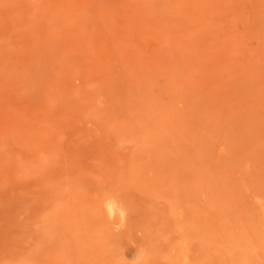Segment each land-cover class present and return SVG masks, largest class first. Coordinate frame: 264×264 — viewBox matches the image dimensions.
I'll list each match as a JSON object with an SVG mask.
<instances>
[{
  "label": "rangeland",
  "instance_id": "374dc122",
  "mask_svg": "<svg viewBox=\"0 0 264 264\" xmlns=\"http://www.w3.org/2000/svg\"><path fill=\"white\" fill-rule=\"evenodd\" d=\"M138 252L264 264V0H0V264Z\"/></svg>",
  "mask_w": 264,
  "mask_h": 264
},
{
  "label": "clouds",
  "instance_id": "9594fccd",
  "mask_svg": "<svg viewBox=\"0 0 264 264\" xmlns=\"http://www.w3.org/2000/svg\"><path fill=\"white\" fill-rule=\"evenodd\" d=\"M104 206L107 210V214L110 219L116 216L117 214L119 215L121 223L115 226L116 229L119 231L120 228L123 226V220H124V215H125L123 209L119 207L113 199L106 200ZM140 259H141L140 253L138 252L132 261H129V260L128 261H129V264H139Z\"/></svg>",
  "mask_w": 264,
  "mask_h": 264
}]
</instances>
